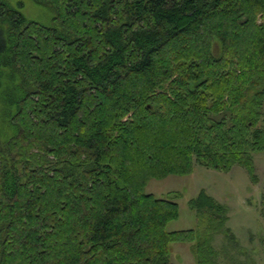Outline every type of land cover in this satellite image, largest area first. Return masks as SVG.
Returning a JSON list of instances; mask_svg holds the SVG:
<instances>
[{"label":"trees","instance_id":"obj_1","mask_svg":"<svg viewBox=\"0 0 264 264\" xmlns=\"http://www.w3.org/2000/svg\"><path fill=\"white\" fill-rule=\"evenodd\" d=\"M32 1L47 20L0 0V264H174L171 243L253 264L205 190L198 230L167 232L179 204L146 187L195 163L253 174L264 0Z\"/></svg>","mask_w":264,"mask_h":264},{"label":"rangeland","instance_id":"obj_2","mask_svg":"<svg viewBox=\"0 0 264 264\" xmlns=\"http://www.w3.org/2000/svg\"><path fill=\"white\" fill-rule=\"evenodd\" d=\"M11 3L22 2L24 14L35 20H47L46 12L33 4L32 0H9ZM259 24H264V17H259ZM0 88V119L8 110L7 100L10 88L5 81ZM254 172L236 166L231 171H219L204 167L198 163L189 175H171L162 180H151L146 192L158 198H170L179 204L180 216L167 225V232L198 230L197 215L190 208V201L205 190L228 209L229 229L247 250V257L235 256L242 263L248 260L253 264H264V151L255 154ZM226 238L217 234L214 248L222 253L225 251ZM194 244L171 243L169 245L174 264H196L193 251ZM220 264H225L223 257Z\"/></svg>","mask_w":264,"mask_h":264}]
</instances>
